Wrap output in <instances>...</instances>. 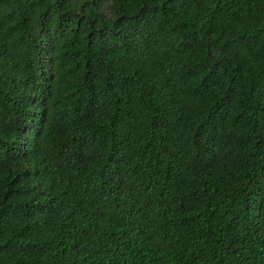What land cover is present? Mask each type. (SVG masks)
<instances>
[{"label": "trees", "instance_id": "trees-1", "mask_svg": "<svg viewBox=\"0 0 264 264\" xmlns=\"http://www.w3.org/2000/svg\"><path fill=\"white\" fill-rule=\"evenodd\" d=\"M0 264H264V0H0Z\"/></svg>", "mask_w": 264, "mask_h": 264}]
</instances>
